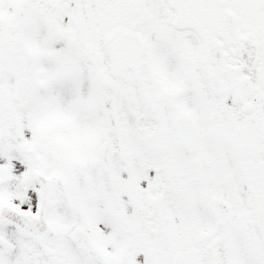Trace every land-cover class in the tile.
<instances>
[{
	"label": "snow or ice",
	"instance_id": "6c2138e0",
	"mask_svg": "<svg viewBox=\"0 0 264 264\" xmlns=\"http://www.w3.org/2000/svg\"><path fill=\"white\" fill-rule=\"evenodd\" d=\"M0 264H264V0H0Z\"/></svg>",
	"mask_w": 264,
	"mask_h": 264
}]
</instances>
